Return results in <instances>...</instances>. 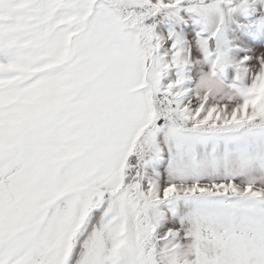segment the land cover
<instances>
[{
    "label": "snow or ice",
    "instance_id": "obj_1",
    "mask_svg": "<svg viewBox=\"0 0 264 264\" xmlns=\"http://www.w3.org/2000/svg\"><path fill=\"white\" fill-rule=\"evenodd\" d=\"M258 2L0 0V264H264Z\"/></svg>",
    "mask_w": 264,
    "mask_h": 264
},
{
    "label": "rangeland",
    "instance_id": "obj_2",
    "mask_svg": "<svg viewBox=\"0 0 264 264\" xmlns=\"http://www.w3.org/2000/svg\"><path fill=\"white\" fill-rule=\"evenodd\" d=\"M256 7L257 9H264V0H259ZM262 15L264 14L258 11L253 17L245 21L248 27L244 29H240L239 31H243L244 34L250 36L251 38L255 40L264 38V20L260 19ZM190 23H191V26H188L187 24L181 22V24L176 25V27L181 28L189 33L192 31L198 30V26L195 23L193 22H190ZM172 27H173V24L165 22L163 26L161 27H158L157 25V31L159 32L161 28H163L164 30H169Z\"/></svg>",
    "mask_w": 264,
    "mask_h": 264
},
{
    "label": "bare ground",
    "instance_id": "obj_3",
    "mask_svg": "<svg viewBox=\"0 0 264 264\" xmlns=\"http://www.w3.org/2000/svg\"><path fill=\"white\" fill-rule=\"evenodd\" d=\"M163 24H164V23H163ZM163 24H162V25H158V27H161V26H163ZM187 25H188V26H191V23H190V22H188V23H187Z\"/></svg>",
    "mask_w": 264,
    "mask_h": 264
}]
</instances>
